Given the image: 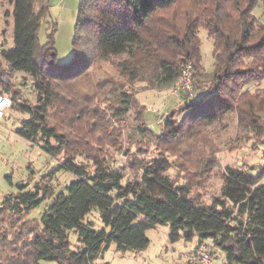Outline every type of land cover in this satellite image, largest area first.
Here are the masks:
<instances>
[{
    "label": "trees",
    "instance_id": "obj_1",
    "mask_svg": "<svg viewBox=\"0 0 264 264\" xmlns=\"http://www.w3.org/2000/svg\"><path fill=\"white\" fill-rule=\"evenodd\" d=\"M178 2L79 0L73 53L69 61L60 62L53 33L44 43L38 40L46 0H11L13 45L0 50V93L10 97L13 109L27 114L14 132L56 157L67 149V141L51 124L60 83L82 76L94 62L108 61L123 79L118 87L140 81L171 88L186 63H191L193 77L201 67L200 30L212 42L210 89L186 95L183 112L205 125L235 112L239 127L255 131L264 114V89L258 86L264 80V0H190L182 9ZM259 3L262 11L255 15ZM13 73L31 78L36 104L8 93L3 76ZM118 94L126 108L133 105L129 91ZM93 165L91 171L66 155L55 168L73 176L62 190L18 185V191L3 197L0 226L49 201L40 219L29 218L32 225L23 227L27 239L18 252L0 235V264H97L111 244L119 251L145 249L150 241L146 231L157 225H168L171 243L196 237V248L213 238L225 264H264V164L227 166L219 194L207 204L172 180L165 158H153L142 165L139 179L125 182L116 169ZM92 210L98 211L100 228L87 217Z\"/></svg>",
    "mask_w": 264,
    "mask_h": 264
},
{
    "label": "rangeland",
    "instance_id": "obj_2",
    "mask_svg": "<svg viewBox=\"0 0 264 264\" xmlns=\"http://www.w3.org/2000/svg\"><path fill=\"white\" fill-rule=\"evenodd\" d=\"M188 2L179 0L178 8H184ZM46 4L47 13L41 19L38 40L44 43L47 35L53 33L57 60L69 61L79 0H46ZM262 7L259 3L254 14L259 15ZM199 35L202 61L193 77V95L210 89L213 62L211 40L204 30ZM12 45L11 0H0V50ZM3 77L9 83L11 96L16 93L29 104H36L29 76L13 73ZM123 83L108 61L94 62L82 76L60 83L59 101L51 110V124L67 141V149L56 157H50L37 144L14 132L27 114L16 111L11 104L0 122V202L5 195L18 191V185L27 189L39 185L52 193L62 190L73 177L69 172L55 170L66 155L86 163L91 171L95 162L116 169L124 175L122 182L139 179L142 165L153 158H165L170 164L168 173L172 180L188 186L191 197L206 204L219 194L222 172L227 166L262 167L264 114L258 117L255 131L239 127L235 112L205 125L199 120L192 121L183 112L185 94L172 97L171 88H152L140 81L133 82L129 88L117 86ZM258 86L264 89V80ZM120 90L131 93L134 103L130 108L120 102ZM169 118V124H165ZM48 201H42L20 220L16 217L1 222L0 235L6 237L15 252L27 239L23 227L32 225L29 218L40 219ZM87 217L94 227H101L98 211L92 210ZM168 232V225L151 227L146 231L150 241L145 249L119 251L111 244L95 262L171 264L177 261L181 264L195 248L197 239L171 243ZM75 238V233L70 231V241L74 242ZM224 259V254L217 251L215 264H225ZM40 264L55 262L41 261Z\"/></svg>",
    "mask_w": 264,
    "mask_h": 264
},
{
    "label": "built area",
    "instance_id": "obj_3",
    "mask_svg": "<svg viewBox=\"0 0 264 264\" xmlns=\"http://www.w3.org/2000/svg\"><path fill=\"white\" fill-rule=\"evenodd\" d=\"M193 69L191 63H186L182 68L180 79L176 85L171 87L170 95L176 97L185 94L192 97ZM11 106V99L6 94L0 93V122L5 117L7 109ZM264 181V178H263ZM218 247L213 238L208 237L200 241L192 254L188 255L181 264H215ZM171 264H179L173 261Z\"/></svg>",
    "mask_w": 264,
    "mask_h": 264
},
{
    "label": "crops",
    "instance_id": "obj_4",
    "mask_svg": "<svg viewBox=\"0 0 264 264\" xmlns=\"http://www.w3.org/2000/svg\"><path fill=\"white\" fill-rule=\"evenodd\" d=\"M261 163H262V165L264 164V159H263V161H262ZM261 163H260V164H261ZM192 252H193V250H191L190 253H188L186 256L192 254Z\"/></svg>",
    "mask_w": 264,
    "mask_h": 264
}]
</instances>
